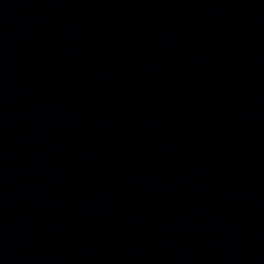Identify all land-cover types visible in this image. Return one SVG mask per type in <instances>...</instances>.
I'll return each mask as SVG.
<instances>
[{"label": "water", "instance_id": "obj_1", "mask_svg": "<svg viewBox=\"0 0 264 264\" xmlns=\"http://www.w3.org/2000/svg\"><path fill=\"white\" fill-rule=\"evenodd\" d=\"M0 264H264V0H0Z\"/></svg>", "mask_w": 264, "mask_h": 264}]
</instances>
